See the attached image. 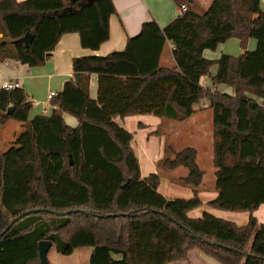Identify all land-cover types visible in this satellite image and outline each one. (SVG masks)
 <instances>
[{"label": "trees", "instance_id": "obj_1", "mask_svg": "<svg viewBox=\"0 0 264 264\" xmlns=\"http://www.w3.org/2000/svg\"><path fill=\"white\" fill-rule=\"evenodd\" d=\"M192 1V0H189ZM58 8L10 5L0 10V59H17L29 67L42 65L60 37L79 34L81 46L96 50L109 38L113 0H61ZM28 47L15 42L25 33ZM238 38L252 51L238 56H203L220 43ZM173 45L174 64L160 65L166 42ZM217 65L213 85L226 84L233 94L201 83ZM73 77L51 98L49 114L29 117L31 102L21 88L0 89V123L26 122L37 160L38 197L29 195L12 211L1 202L0 264H40L38 242L50 240L68 255L90 247L89 264H171L200 250L221 264H264V224L252 214L264 203V11L260 0H212L199 14L186 8L164 27L144 22L122 51L72 60ZM97 75V97L89 96V75ZM206 99L213 118L212 208L249 211L244 227L206 216L192 221L185 213L199 205L204 171L193 147L164 148L165 170L187 169L177 183L191 188V199H166L158 191L160 174L142 177L130 145L133 135L113 118L152 114L177 121L189 118L194 104ZM14 106L11 114L7 108ZM63 113L75 117L69 126ZM71 161V162H70ZM11 172V170H10ZM128 180L126 187L122 185ZM35 208L69 211L63 215Z\"/></svg>", "mask_w": 264, "mask_h": 264}, {"label": "crops", "instance_id": "obj_2", "mask_svg": "<svg viewBox=\"0 0 264 264\" xmlns=\"http://www.w3.org/2000/svg\"><path fill=\"white\" fill-rule=\"evenodd\" d=\"M211 1L212 0H199L200 5L202 6L201 10H206ZM189 2H197L198 5V0H192ZM13 4L33 9L58 8L62 6L61 0H0V10ZM181 4H185L187 9L190 8L184 0H113L115 13L109 18V38L101 43L98 49L91 50L82 47L79 34L76 32L65 33L60 37L54 49L50 52L49 57L40 66L29 67L22 63L20 65H15L13 63H10L9 65L0 64V89L3 86V82L7 79H17L20 88L24 91L27 99L30 102H38L37 105H32L31 103L32 107L29 117L31 118L36 114H49L53 108L47 99V94L50 91H54L57 94L62 90L64 82L73 77V58L88 55L105 56L113 51H122L126 47L127 40L139 33L144 22L154 20L162 28L179 16V6ZM261 4L262 1L260 0V7ZM195 12L198 13L197 11ZM252 39L253 38L248 39L246 49L240 47L238 38H230L225 42L220 43L214 50H211L212 52H207L209 49H205L202 54L205 58L210 60H216L222 54L238 56L244 51L252 50V48L255 47V40ZM172 49L173 45L171 42L167 41L160 57L161 66L170 68L174 64ZM232 50H235L236 52L243 50V52L234 55L236 52H233ZM216 71L217 65L214 64L210 68L209 75L201 78V83L205 87H210L212 90L233 94V89L229 85L222 83L213 85L211 77ZM89 96L93 99H96L97 97V75L95 73L89 75ZM200 101L196 104H200ZM196 104L193 106L195 112L189 118L182 121H177L168 117H157L152 114H135L124 117L117 116L114 117L113 120L118 125L132 133L133 138L130 145L138 159L142 177L147 176L150 173H158L155 164L163 157V147L167 140H170V135L176 137L177 140H182L183 143L187 145H185L184 148L193 147L196 149V161L200 168V162H208V160H210L212 164L211 172L207 178L204 172L200 185L201 190L197 193V198L200 203L196 207L188 210L185 213V217L192 221H201L206 216H210L233 227H244L250 216L249 211L222 210L207 205L208 201L214 199L218 195V191L213 188V182L215 179L213 174L216 171L213 166V118L212 110L209 108L208 104L207 106H204L205 103H203L198 107H195ZM202 107H205L204 109L209 108L211 116L204 114L201 109ZM63 119L69 126L75 127L78 124L76 118L70 114L63 113ZM5 122L7 128L5 127ZM183 122L188 123L184 125L182 124ZM25 124L26 122L14 120H5L0 123V153H8L4 160L2 170V195L4 193L5 196H8V193L6 194V189L7 191L9 189L8 186L15 183L17 179L20 180V177L23 175L22 169L25 168L27 162L30 165L29 172L31 177L29 179L30 182L25 185L26 192L22 189L21 193L15 195L18 196V198L15 196L6 197V200L4 198L2 205L5 204L9 207L14 204L13 208L11 207L12 209L7 210L5 208L9 212L15 208L19 200L27 201L29 199V196L28 199H25L24 196L33 194L34 197L37 198L39 195L37 187L39 173L37 169L35 149L30 137V128L29 136L28 133L25 134V148L21 147L23 153L25 151V155L21 154L20 156L19 154L12 159L15 155V150L19 148V145L16 141L11 139L12 133L9 129L18 127L20 128V131L21 129L25 131ZM20 131L17 133H20ZM155 136H158V142L151 140V138H155ZM192 138H194L195 145L191 144V146L187 141H191ZM33 167L35 168L34 170ZM142 169L145 170V173L142 172ZM174 170L175 169H173V171ZM163 173L166 175H160V181L157 188L159 193L170 198L179 197L191 199L194 197L191 188L186 186L180 187L181 185L177 186V184L173 183V180L171 181L170 176L172 175H170V170H166ZM181 176L183 175H180L179 177ZM21 184H23V181ZM5 186H7V188H5ZM14 191L16 193V190H13L12 188V192ZM22 195H24L22 197L23 199L19 198ZM252 214L259 222L264 224V203L259 205ZM190 255L192 257L190 259L191 264H221L216 259L206 255L200 250H192L189 252L188 256L190 257ZM186 259L182 260V262L178 261L175 263L184 264L183 261ZM186 264H189V262Z\"/></svg>", "mask_w": 264, "mask_h": 264}, {"label": "rangeland", "instance_id": "obj_3", "mask_svg": "<svg viewBox=\"0 0 264 264\" xmlns=\"http://www.w3.org/2000/svg\"><path fill=\"white\" fill-rule=\"evenodd\" d=\"M184 1L187 2V4L189 5L190 8H192L193 10L197 11L200 14L205 11V10H201L202 9V6L200 5L199 0H198V5H197V2L192 3V2H189L188 0H184ZM261 1H262L261 9L262 8L264 9V0H261ZM252 40H255V39H252ZM255 43H256V40H255ZM255 47H256V45H255ZM255 47L252 48V50H254ZM252 50H246V51H252ZM232 51L233 52H236L235 50H232ZM207 52H212V51L211 50H207ZM233 52H231V53H233ZM242 52H243V50H239V52H236V54H234V55H238V54H240ZM203 103H205L204 106H207V104H208L206 100H202V101H200V104H196L195 107H198L199 105H201ZM204 108L205 107H202L201 108L202 111L204 112V114H207L208 116H211L210 115L211 114L210 109L209 108L208 109H204ZM202 111H200V112H202ZM187 123L188 122H186V123L183 122L182 124L186 125ZM5 127L7 128L6 122H5ZM24 129H25V131H23V129H21V131H20V128H18V127H15V128L13 127V128H10L9 129V131L12 133L11 139L13 141H16L17 144L19 145V148L15 150V155L12 157V159H14V157L15 156H18L19 154H20V156H21V154L22 155H25V151L23 153V150H21V147L22 148H25V137H26L25 134L28 133V136H29V126H28L27 123L24 125ZM19 131H20V133H17ZM149 135H151V134H149ZM169 139L170 140H167V142H166V144H164V147L163 148L168 147V146H171L174 150L178 151V150H181L182 148H184V146L186 145L185 143H183L182 140H179V139L177 140V138L176 137H173L172 135H170V138ZM151 140L154 141V142H158V136H155V138L152 137ZM187 142H189L190 145L191 144L192 145H195L194 144V138H192L191 141H187ZM181 144H183V145H181ZM31 150H32V147H31ZM9 160H10V158H9ZM155 165L157 167V171L159 172V174L161 176L166 175L165 173H163L166 170L163 169V167H161V165L159 164V161ZM199 165L204 170L205 175H206V178H207V176L210 174L211 168H212V164H211L210 160H208V162H200ZM29 169H30V165L27 162L25 168L22 169L23 175H22V177H20V180L17 179L15 183L10 184L8 186L9 187L8 191L6 189V194L8 193V196H5L4 193H3V195H2V203L4 202V198L6 200V197H11V196L14 197L16 194L21 193L22 192V189H24V191L26 192L25 185L30 182L29 179L31 177L30 172H29ZM34 169L35 168L33 167V170ZM142 172L145 173V170L142 169ZM186 173H187V170H186V168H183V167L177 168L174 171L173 170H170V175H172V176H170L171 177L170 179H171V181L173 180V183L177 184V186H180V184L176 182L177 181V178L180 175H183V176L186 175ZM213 175L215 176V174H213ZM14 179H16V178H14ZM22 181H23V184H21ZM180 187H183V186L181 185ZM5 188H7V186H5ZM12 188H13V190H16V193H15V191L12 192ZM24 195H26V194H24ZM24 195L20 196L19 198L23 199L22 197ZM28 196L29 195L24 196L25 199H28ZM15 197L18 198V196H15ZM163 197H165L166 199H177V198L178 199H184V198H179V197H173V198L166 197V196H163ZM19 201H21V200H19ZM3 205H4V208H6L7 210H9V209H12L13 208V205L14 204H12V206H9V207L6 206L5 204H3ZM91 250L92 249L90 247H82V248H77V249L73 250V252L71 254L64 255V254H61V253L57 252L56 249H55V247L52 246L49 249V251H48L47 258H48L49 264H89L88 259H89V255L91 253ZM193 252H195V251H193ZM191 254H193V253H191ZM191 258H192L191 255H190V257L188 256V258L185 261H183L184 264H186L187 262H189V264H191L190 263V259ZM175 264H178V263H175Z\"/></svg>", "mask_w": 264, "mask_h": 264}, {"label": "water", "instance_id": "obj_4", "mask_svg": "<svg viewBox=\"0 0 264 264\" xmlns=\"http://www.w3.org/2000/svg\"><path fill=\"white\" fill-rule=\"evenodd\" d=\"M32 39H33V35L31 33L27 32L22 37L16 39L15 42L23 43L25 47H28V45ZM13 109H14V106L8 107L7 113L11 114ZM127 184H128V180L122 185V187L123 188L126 187ZM33 212H48V213H53L56 215H63L65 213H69V211H65V212L64 211H57V210H53V209H49V208H35V209H30V210H26V211L22 212L17 217H15L14 220H17L19 217H22L24 215H27V214H30ZM9 226H10V224L4 230H2L0 232V235L4 234ZM51 247H52V242L50 240H40L38 242V258H39L40 264H49L47 254H48V251Z\"/></svg>", "mask_w": 264, "mask_h": 264}, {"label": "built area", "instance_id": "obj_5", "mask_svg": "<svg viewBox=\"0 0 264 264\" xmlns=\"http://www.w3.org/2000/svg\"><path fill=\"white\" fill-rule=\"evenodd\" d=\"M185 10H186V5L185 4H181L179 6V15H182V13ZM10 63H13L15 65H20L21 64V62L19 60H17V59H0V64L9 65ZM2 85H3L2 88L6 89V90H13L15 88H20V84H19V81L17 79H7L6 81L3 82ZM55 95H56V93L54 91H50L47 94L48 101L50 102L51 98L53 96H55ZM31 103H32V105H37L38 102L33 101ZM51 107L54 109V108H56V105L51 103Z\"/></svg>", "mask_w": 264, "mask_h": 264}]
</instances>
